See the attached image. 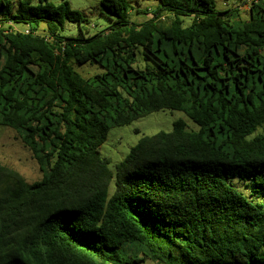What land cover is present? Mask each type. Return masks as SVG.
<instances>
[{
  "label": "trees",
  "instance_id": "1",
  "mask_svg": "<svg viewBox=\"0 0 264 264\" xmlns=\"http://www.w3.org/2000/svg\"><path fill=\"white\" fill-rule=\"evenodd\" d=\"M133 1L100 0L112 24L86 35L68 0H0V125L42 172L0 164V264H264V0L247 19L155 0L141 22ZM163 109L198 129L176 120L112 168L110 129Z\"/></svg>",
  "mask_w": 264,
  "mask_h": 264
},
{
  "label": "rangeland",
  "instance_id": "2",
  "mask_svg": "<svg viewBox=\"0 0 264 264\" xmlns=\"http://www.w3.org/2000/svg\"><path fill=\"white\" fill-rule=\"evenodd\" d=\"M60 3L62 0H50ZM218 10L226 8H237L243 19H247L251 0H215ZM72 9L79 11L83 16L81 26L86 35L99 33L109 27L112 22L107 17L109 12L101 6L100 0H68ZM155 0H142L138 3L132 2L135 8L132 10L131 19L141 22L151 17V9L155 7ZM136 9L140 10L138 13ZM144 12H148L145 14ZM167 21V18H166ZM190 19L185 18V24H189ZM43 27V25L41 26ZM64 35L76 34L79 32L77 23H67L61 30ZM141 59V58H139ZM141 61V60H140ZM142 62L137 65L142 66ZM75 69L85 77H90L99 71L97 65H74ZM182 119L186 122L190 130H197L198 126L189 119L183 111L163 109L153 112L145 117L139 118L124 126H117L110 129L106 141L101 147L102 154L111 159V166L121 161L144 135H152L160 131H171L176 120ZM255 134L264 135V124L260 126ZM0 164L20 172L29 182H35L42 177V172L34 159L32 152L22 143L17 132L10 127L0 125ZM233 179H242L239 176ZM235 183V182H234ZM238 186L244 183L236 181ZM245 189V188H244ZM250 190H248V193ZM147 264H153L147 262Z\"/></svg>",
  "mask_w": 264,
  "mask_h": 264
}]
</instances>
